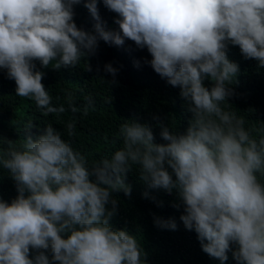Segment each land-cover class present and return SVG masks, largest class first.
<instances>
[{
	"label": "clouds",
	"instance_id": "9594fccd",
	"mask_svg": "<svg viewBox=\"0 0 264 264\" xmlns=\"http://www.w3.org/2000/svg\"><path fill=\"white\" fill-rule=\"evenodd\" d=\"M98 2L83 0L94 21L88 30L74 19L81 0H0V70L15 81L16 95L45 115L62 113L35 62L91 70L86 57L101 40L121 46L128 39L179 87L192 113L188 127L177 133L154 117L164 141L156 142L148 123L126 119L119 147L94 161L52 123L20 141L0 136V169L17 189L11 201L0 198V264H146L137 237L110 223L118 211L113 193L130 195L133 168L148 189L175 194L184 227L220 264L229 250L237 264H264V124L246 127L228 107L239 65L227 55L238 45L264 68V0H102L117 14L116 28L102 19ZM103 70L113 78L118 72L111 62ZM67 103L77 111L71 94ZM74 128L68 120V136ZM143 195L156 200L147 189ZM154 223L177 228L172 217L154 216Z\"/></svg>",
	"mask_w": 264,
	"mask_h": 264
},
{
	"label": "trees",
	"instance_id": "16d2710c",
	"mask_svg": "<svg viewBox=\"0 0 264 264\" xmlns=\"http://www.w3.org/2000/svg\"><path fill=\"white\" fill-rule=\"evenodd\" d=\"M98 8L108 27H118L114 23L117 14L108 10L102 0L98 2ZM74 12L77 25L91 30L94 21L83 0L74 6ZM227 55L239 65L230 85L234 94L228 98V107L244 117L246 127L258 128L264 124V68L259 67L254 58H244L238 45H229ZM145 58H151L147 49L138 48L133 41L126 39L121 46L101 40L95 53L86 57L91 70H85L79 64L56 69L41 66L36 61V67L44 73L42 83L52 96V104L65 107L62 113L47 115L35 106L34 101L17 96L15 81L6 76V70H0V136L20 141L29 132L39 134L46 123H52L75 149L89 161H94L110 155L119 147V125L126 119L148 123L156 142L164 141L154 117L169 124L177 133H183L192 115L187 101L180 96L179 87L161 78ZM137 60L139 66L134 63ZM106 62L118 68L115 78L103 70ZM205 83L211 84L208 80ZM69 94L77 106L75 112L68 106ZM70 119L75 121L72 136H68L65 129ZM29 123L32 127L25 129ZM126 183L131 185V193H113L118 211L110 223L114 228H126L137 237L144 249L146 264H220L218 258L202 250L196 232L184 227L179 219L183 207H174L172 203L178 199L174 193L148 189L135 168L128 172ZM146 189L156 200L163 201L162 205L145 197L143 192ZM16 195L14 180L6 170L0 169V198L11 201ZM154 216L174 218L177 228L158 226L154 223ZM224 264H237L231 250Z\"/></svg>",
	"mask_w": 264,
	"mask_h": 264
}]
</instances>
